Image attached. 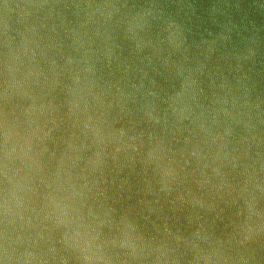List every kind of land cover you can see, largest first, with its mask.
I'll return each mask as SVG.
<instances>
[{
  "label": "water",
  "instance_id": "water-1",
  "mask_svg": "<svg viewBox=\"0 0 264 264\" xmlns=\"http://www.w3.org/2000/svg\"><path fill=\"white\" fill-rule=\"evenodd\" d=\"M0 264H264V0H0Z\"/></svg>",
  "mask_w": 264,
  "mask_h": 264
}]
</instances>
